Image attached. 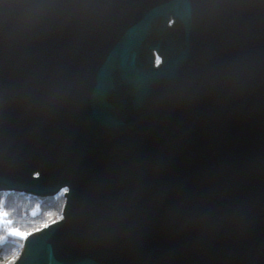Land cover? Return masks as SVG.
Listing matches in <instances>:
<instances>
[{"label":"water","instance_id":"95a60500","mask_svg":"<svg viewBox=\"0 0 264 264\" xmlns=\"http://www.w3.org/2000/svg\"><path fill=\"white\" fill-rule=\"evenodd\" d=\"M62 192L15 264H264V0H0V193Z\"/></svg>","mask_w":264,"mask_h":264},{"label":"trees","instance_id":"16d2710c","mask_svg":"<svg viewBox=\"0 0 264 264\" xmlns=\"http://www.w3.org/2000/svg\"><path fill=\"white\" fill-rule=\"evenodd\" d=\"M64 194L39 199L20 194L0 193V213L5 226L0 233V264H15L24 242L61 221ZM9 231L13 232L12 234Z\"/></svg>","mask_w":264,"mask_h":264},{"label":"rangeland","instance_id":"374dc122","mask_svg":"<svg viewBox=\"0 0 264 264\" xmlns=\"http://www.w3.org/2000/svg\"><path fill=\"white\" fill-rule=\"evenodd\" d=\"M5 226V223L3 221V216L2 214L0 213V231L2 230V228ZM10 234H12L13 232L9 231ZM3 236V233H0V241H1V238Z\"/></svg>","mask_w":264,"mask_h":264},{"label":"flooded vegetation","instance_id":"af4514ba","mask_svg":"<svg viewBox=\"0 0 264 264\" xmlns=\"http://www.w3.org/2000/svg\"><path fill=\"white\" fill-rule=\"evenodd\" d=\"M170 26H171V23H168L167 24V27L169 28ZM153 64H154V68H158L160 66V61H158V59H157V57H155V55H154V62H153Z\"/></svg>","mask_w":264,"mask_h":264}]
</instances>
